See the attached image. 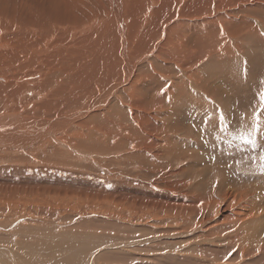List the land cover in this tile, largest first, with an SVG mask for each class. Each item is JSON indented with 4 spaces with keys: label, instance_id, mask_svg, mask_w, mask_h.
I'll use <instances>...</instances> for the list:
<instances>
[{
    "label": "rangeland",
    "instance_id": "374dc122",
    "mask_svg": "<svg viewBox=\"0 0 264 264\" xmlns=\"http://www.w3.org/2000/svg\"><path fill=\"white\" fill-rule=\"evenodd\" d=\"M33 1L0 0V10L6 17L19 19L29 4L33 5ZM78 1L38 0L39 5L35 9L43 11L47 8L60 9L64 3L73 4ZM257 1L259 0H252V3L250 0H217L219 17L216 20L218 23H214V27L223 29L225 32L210 34L209 41L204 30L205 26L199 24L200 26L196 28L203 27L200 28L199 33H204L201 36L205 40L201 46L195 47L194 52L191 53L193 56L190 54V50L194 47L190 45L193 34L187 32L184 35L185 42L180 46L187 47L189 50L188 53L186 52V56L196 57L193 59L194 61H191L193 62L191 64L194 65L188 63L190 59L187 60L185 56L180 57L178 58L180 63L178 69L181 71L174 70L172 73H167L163 70V75L159 77L160 92L158 95L166 103L155 104L158 108L157 111L152 112L155 116L152 114L153 116L151 115L148 120H143L144 123H148L142 125L143 127L146 126L148 130H151L153 126V136L150 137L149 143L150 150L144 149L147 142L142 134L131 139L132 132L125 129H122V133L117 135V140L109 143L112 138L116 137L117 127L115 123L117 122L113 121H108L107 126L102 129L105 132L104 135L101 131L102 139L93 141L92 145L96 148L93 147L90 150V147L88 151L77 152L73 151L75 148L70 149L62 145V152L56 158L60 160L59 162L53 161L51 153L48 152L51 141L44 142L47 150L43 148L44 151L35 152V154L31 150L36 151L39 145H34L32 149L24 146L26 150L11 149L10 145H6L9 151H0V221L5 218L15 220L14 229L11 231L18 230L19 235L12 237L17 240L22 235L28 234V229H24L23 225L36 227L34 229L35 234L29 236V239L33 245L38 247L39 253L43 254L44 248L47 249V245L53 237L44 228L39 230L37 227L36 219L41 223L45 221V204L42 205L40 202V211L36 212L34 209L36 201L31 200V198L39 194L59 193L61 197H77L85 200V202L80 203L81 205L77 204L76 209H68L61 208L57 201H49L58 205V208L51 209L57 220H64L71 212L72 219L77 218L78 215L82 220L100 216L97 226L91 228L95 230L86 229L91 232L87 235L82 234L85 237H82V243H79V238L77 240L76 235L71 242L62 244L59 256L64 254L75 256L74 251L79 245L84 246V251L85 247H91L89 246L91 243L99 242V245L96 244L97 248L91 247L94 252L82 254L87 262L83 264H88L91 260H94V264L96 262L98 264L101 260L96 259L95 252L108 245L115 247L117 243L113 242L112 239L119 236L116 230H122L125 234L130 235L138 233L141 246L135 251H140L144 258L151 257L141 261V263L138 260L137 264H161L160 261L170 256V253H174L176 258L178 255H182L187 261H191L189 264H206L199 260L189 259L197 253L200 254L197 257L200 256L202 260L211 258L210 261H213V264L216 263L214 259H221V262L225 261L222 264H229L235 257L238 258L236 260L239 263L240 261L243 262L240 264H248L245 258L246 256L248 258L247 249L249 247L245 245L243 240L240 246L234 249L230 248L231 251H228V254L219 253L215 248L226 250L225 243L227 242L224 240L218 242L216 239L228 237V232L231 230L247 231L248 233L249 230L252 232L255 228L256 231L262 226L259 232L263 231L264 233V222L262 221L264 216L263 218L261 215L259 218L253 216L252 224H250V218L248 219L244 215V211L241 212V207L246 206L257 197L259 192L262 194L261 192L264 191L262 185H257L261 184L260 179L264 178V170H262L264 169V103L260 99L261 95L264 94V3L259 4ZM98 2V0H86L92 11L98 9L96 5ZM46 4L47 6H45ZM102 4L109 8L112 7L107 0H102ZM68 12L70 13V11ZM77 13L81 18L80 13L78 11ZM23 17L22 19L26 17L25 20H27L30 15L25 13ZM169 45L171 46L170 43ZM8 48L21 50L13 43L8 44ZM0 49V57H2L7 50L5 48ZM202 51H204L203 55L200 56L199 53ZM69 54L72 57V52ZM155 59L148 62L151 68L156 64ZM17 69L19 71L16 73H14L15 70L10 71L14 74L8 83L5 84L4 80L0 78V94L5 95L3 92H6L9 95H14L16 90L20 93L21 99L24 100L23 94L26 91L22 83H27L29 77L21 75V72L24 71L22 65H18ZM136 73L138 72L136 71ZM25 107L27 109L28 106ZM9 112L13 113L8 109L6 113H1L0 117L9 118L11 115ZM257 114H259V119H257ZM17 116L15 117L16 122L29 121V118H22L18 114ZM94 125L95 123L92 126ZM135 127L137 128V126ZM79 128L78 130L70 129L71 133L66 132L64 136L72 142L78 143L91 135H95V133L88 132L90 127ZM251 132H255V135L252 136L257 144L255 147L248 144L244 138ZM85 153L86 155H84ZM158 153L163 156L159 157ZM30 155L42 163H34V160L25 157ZM43 156L47 158L42 159ZM94 156L100 158L103 163L98 162L97 159L93 158ZM87 158H90V161ZM12 171L17 172V174L4 177L5 173L12 174ZM256 181H258L257 184ZM30 184H33V187ZM254 184L259 188H257V192L255 189L248 190ZM89 191H92L91 193L102 191L106 193V203L88 199L87 192ZM242 192H244L242 196L245 194L247 196L245 195L244 199L238 200ZM118 194H120L119 202L126 203L118 206L111 205L117 201ZM222 198L225 207L229 208L226 211L223 210V206L219 208L222 219L227 218V216H234L233 218H235L244 215L240 217L242 219L239 221L235 218V220L228 221L232 223H222L221 226H232L228 232L218 235V238L217 236H208L211 239L204 238L206 229L191 234L184 232L186 221L195 212H202L200 210L206 207L210 209L215 207ZM152 200L157 201V203L168 202L170 205L167 208L159 206L156 209ZM209 201L212 203L210 204ZM100 208L102 210H99ZM165 208L170 213H163ZM119 211L122 212V215ZM237 211H240V214L235 216L234 212ZM125 213L129 215L125 217ZM186 213H189L188 217H186ZM214 213L216 212H212L213 215ZM60 214L62 217H58ZM84 214L90 215L87 217ZM26 215L28 219H26ZM155 215L160 216L158 218ZM250 216L252 217V215ZM205 217V221L208 218L214 219L209 215ZM131 219L136 222L131 221ZM20 221L22 226L17 225ZM255 221H259V223ZM240 222L241 224H238ZM210 223H215V221ZM235 223L237 224L235 225ZM165 228L169 229L168 234L151 238L153 234L149 233L150 229L151 231L160 230L164 232ZM0 230L10 232L3 230V228ZM181 233L189 235H185L184 239L180 235ZM79 235L81 234H78L77 237H80ZM191 235V240H189ZM224 235L227 236L224 237ZM27 238L22 240L26 249L28 248V243L25 241ZM212 238H214L215 244L210 245L208 250H204V253L203 249H205L206 242L203 240L210 242ZM258 238L260 239L259 235ZM130 239L123 242L126 250H129L127 247L130 246L127 245V242ZM40 240H45L46 244L40 246ZM132 243L130 240V245ZM173 244H175V248H170ZM257 244H259L258 241ZM145 247L147 249L142 250ZM13 249V245L0 242V255H3V250ZM130 249L133 252L131 247ZM15 250L23 254V251ZM206 253H209L210 256H207ZM241 254H245L244 257L240 256ZM256 255L259 256V253ZM227 261L229 262L227 263Z\"/></svg>",
    "mask_w": 264,
    "mask_h": 264
},
{
    "label": "bare ground",
    "instance_id": "6f19581e",
    "mask_svg": "<svg viewBox=\"0 0 264 264\" xmlns=\"http://www.w3.org/2000/svg\"><path fill=\"white\" fill-rule=\"evenodd\" d=\"M98 1L99 2L96 4L98 9L93 11L90 5L86 3V0H79L77 3L73 4L67 2L66 4L64 3L60 9L47 8L43 11L35 9L39 4L38 0H34L33 5L29 4L31 8L27 7V10L22 12V17L20 16L19 19L6 17L3 11L0 10V48H5L7 50V52L0 57V78L4 80L5 84L11 81L13 74L19 71L17 69L18 65L23 66L24 71L21 72V75L23 77H29L27 83H22L26 91L23 94L24 100L21 99L20 93L16 90L14 95H9L6 92H3L5 95L0 94V116L1 113H6L8 109L13 112H9L11 115L7 119L4 117H2L4 118L2 119L0 117L1 152L9 151L6 145H10L11 149L20 150H26L25 147L32 149L34 145H39L37 146V150L39 151L31 150L35 154V152L39 153L44 151L43 148L46 149L44 142L51 141L52 143L48 148V152L51 153L53 157L51 159L53 161L59 162L60 160L56 158L62 152V145L70 149L75 148L73 151L77 152H84L83 150L88 151L90 147V150L93 147L96 148L92 143L94 140H101L102 135H105L102 129L107 126L108 121L117 122L115 123L117 127L116 137L112 138L109 143H112L113 140H117V135L122 133V129H125L126 131L132 132L131 139H135L142 134L147 142L144 149L150 150L149 143L151 140L150 137L153 136V126L151 130H148L146 126L143 127L142 125L144 123L143 120H148L154 113L153 111H157L158 108L155 104L166 103L160 99L158 95L160 92L159 77L163 75V70L167 73H172L174 70L181 71L178 69L180 67L178 58L185 56L187 60L190 59L188 61L190 64L193 63L191 61L196 58L190 55L186 56L189 50H187V47L180 46V44L183 45L182 43L185 42L184 35L187 32L193 34L190 41V45L194 46L190 50L191 54L194 52L195 47L201 46L205 40V38L201 36L204 33H199L200 28L203 27L196 28L200 26L199 24L205 26L204 30L209 41L210 34L225 32L223 29L214 27V23H218L216 20L219 17L218 4H216L217 0H107L109 5L112 6L111 8L103 6L102 0ZM250 2L252 3V0H250ZM257 2L263 4L264 0H259ZM45 6H47V4ZM68 11H70V13ZM77 11L80 13L81 18ZM25 13L30 15V17H27L29 18L27 20H25L26 17L22 19ZM195 16L198 17L196 18ZM11 43L16 44L21 50H15L16 48L10 50L8 44ZM69 52H72V57ZM203 52L204 51L200 52L199 55H203ZM153 59H155L156 64L151 68L148 62ZM11 70H15L14 73H10ZM136 71L138 73H136ZM134 86L136 87L133 88ZM25 106H28L27 109ZM17 114L21 115L22 118H29V121L16 122L17 119L15 120V117H18ZM93 123H95L94 126H92ZM135 126H137L138 129ZM79 127H90L88 132L95 133V135H91L78 143H74L64 136L66 132L71 133L70 129L78 130L80 129ZM161 143L163 144V142ZM158 146L160 145L158 144ZM84 155H86V153ZM161 156L163 155L159 157ZM25 157L34 160V163H42V161L37 160L35 157H32V155ZM95 157L96 156L93 158ZM43 158L47 157L43 156L42 159ZM87 159L90 161V158ZM95 159L103 163L100 158ZM16 174L17 172L12 171V174L5 173L4 177H11V175ZM260 181H262L261 184H257L258 181H256V184L259 186L262 185L264 189V178L260 179ZM256 184L251 185L248 190L255 189L256 191L258 188ZM30 186L33 187V184H30ZM91 192L92 191L87 192L88 199L106 203V193L103 191L97 193ZM243 193L244 192L240 194L238 200L244 199L246 194L242 196ZM259 193L258 195L256 194L257 197L255 199H249L251 202L246 205L247 207L245 205L241 207L240 205L242 209L244 208L243 210L240 208L241 212L243 213L244 211V215L247 216L248 219L250 218V222L254 218L253 216H258L257 218H259V215H261L262 218L264 216V191L261 192L262 194ZM39 198H41V200H39ZM119 199L120 194H118L117 201L111 203V205L118 206L119 204L124 205L126 203H120ZM31 200L36 201L34 208L36 212L40 211V202H42V205L43 203L45 204V221L41 223L36 219L37 227L39 230L44 228L53 239L48 243L47 249L44 248V253L40 254L38 247L33 245L29 239V236L35 234L34 229L36 227L33 228L29 225H23L24 229H28V234L22 235L15 240L12 236L19 235L18 230L11 231L14 229L13 223L15 220L5 218L3 221H0V228L10 232H3L0 230V242L13 245L14 249L3 250V255H0V264L87 263L84 259L85 256L83 257L82 254L94 252L91 247L95 246V248H97L96 244L99 245V242L96 244L91 243L89 245L91 247H85L84 251V246L81 247V245H79L74 251L75 256L78 258L72 254L59 256L60 248L63 243L71 242L78 234H81L79 235L81 238L76 236V239L79 238V243H82V237H84L82 234L87 235L91 232L87 230H95L91 228L97 226L96 224L99 222L100 216H93L91 219L89 217L82 220L78 215L79 218L72 219L71 212L70 215H67V218L64 217V220H57L54 215L55 213H53L51 209L58 208V205H60L61 208L76 209L77 204L85 202V200L77 197H61L59 193L48 195L39 194L32 197ZM222 200L223 198L211 209L206 207L200 210L202 212H195V214L186 221V230H184V232L191 234L206 229L204 238L206 237L207 239H211L209 237L212 236H217L218 238V235L220 236L228 232L232 226H221L222 223H232L228 221L235 220V218L239 221L242 219L240 217L244 215L237 217L236 214H240V211L234 212L236 217L227 216L225 222V219H222L220 216L221 209L219 208L223 206L222 208L224 211L229 210V208L225 207V202ZM49 201H57L59 203L56 205ZM152 201L156 209L159 206L167 208V206L170 205L168 202H160V205L157 201ZM209 202L210 204L212 203L211 201ZM174 206L176 208L175 204ZM166 208L163 213H170L167 212L168 209L166 210ZM99 210H102V208ZM119 212L121 213L120 215H122V212ZM212 212L216 213L213 215ZM201 213L203 215H200ZM128 215L127 213L124 214L125 217ZM188 215L189 213H186V217H188ZM206 215L214 219L208 218V220L205 221ZM250 215H252V217ZM60 216L61 214L58 217ZM84 216L87 215L84 214ZM159 216L155 215V217L158 218ZM128 218L130 219V216ZM26 219H28L27 215ZM31 221L34 220L31 219ZM131 221L136 222L134 219H131ZM211 221H215V223H210ZM262 221L264 222V219ZM255 222L259 223V221ZM236 224L237 223H235V225ZM238 224H241V222ZM250 224H252V222ZM17 225L22 226L21 221ZM239 226L241 227V225ZM260 228H262V226ZM260 228L256 229V231L253 227V230L249 228L252 232L249 230L248 233L246 230V232L231 230L228 232V237L224 235L225 238L216 239L218 242L219 240H224L228 243H225L226 250L217 249L218 247L215 249L219 253L228 254L231 251L230 248L234 249L240 246L243 240L245 245L249 247V249L246 248L248 251L247 253H249L247 254L249 259L247 256L245 258L248 264H264V233L263 231L259 232ZM168 230L169 229L165 228L164 232H161L160 230L151 231L150 229L149 233L153 234L151 238H158L159 235L166 234ZM116 231L119 233V236L116 239H112V241H115L118 245H114L115 247L108 245L98 249L95 252L97 255L96 259L98 258L101 260L98 264H137L138 260H140L141 263V261L151 258L149 256L144 258L141 256L142 254L140 251H135L140 249L141 246L138 233L130 235L127 233L125 234L122 230ZM245 233L247 234L244 235ZM189 234L181 233L180 235L185 239V235ZM191 237L192 235L188 239L191 240ZM25 238H27L25 241L28 243L27 249L22 242ZM129 238H131L130 240H132L133 243L130 245V240H128L127 245L133 249V252L130 247H127L129 250H126V246H124L125 243L123 244V242H126ZM213 240L214 238H212L210 242L203 240V242H206L203 251L208 250L210 245L215 244ZM257 241L259 244H257ZM199 243L201 242L199 241ZM45 244V240L39 241L40 246H44ZM163 244H165V242H163ZM170 248H175V244L170 246ZM15 249L23 251V254ZM146 249L147 247L142 250ZM258 253L259 256L256 255ZM170 254V256H166V259L160 261L161 264H189L191 262L187 261L182 255H178L176 258L174 253ZM206 254L210 256L209 253ZM245 254H241L240 256L244 257ZM197 255L200 254L197 253ZM197 255H192L189 259L199 260L206 264H213V261H210L211 258L202 260L200 256L197 257ZM236 259L238 258L235 257L231 263H243L240 261L242 259L239 260L240 263ZM220 260L221 259H214L216 262L215 264H222L225 262H221ZM233 261L235 262L233 263ZM93 262L94 260H91L88 264H94ZM228 262L229 261H227V263Z\"/></svg>",
    "mask_w": 264,
    "mask_h": 264
},
{
    "label": "snow or ice",
    "instance_id": "6c2138e0",
    "mask_svg": "<svg viewBox=\"0 0 264 264\" xmlns=\"http://www.w3.org/2000/svg\"><path fill=\"white\" fill-rule=\"evenodd\" d=\"M261 102L264 103V94L260 97ZM257 119H259V114H257ZM255 135V132L249 133L246 137H244L248 144L252 145L253 147L257 146L256 141L252 139V136ZM264 170V169H262Z\"/></svg>",
    "mask_w": 264,
    "mask_h": 264
}]
</instances>
